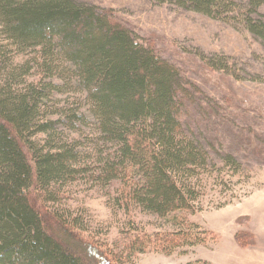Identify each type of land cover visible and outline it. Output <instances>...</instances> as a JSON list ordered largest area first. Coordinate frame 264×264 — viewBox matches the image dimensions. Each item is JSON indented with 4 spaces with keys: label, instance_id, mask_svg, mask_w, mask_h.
I'll list each match as a JSON object with an SVG mask.
<instances>
[{
    "label": "trees",
    "instance_id": "obj_1",
    "mask_svg": "<svg viewBox=\"0 0 264 264\" xmlns=\"http://www.w3.org/2000/svg\"><path fill=\"white\" fill-rule=\"evenodd\" d=\"M152 1L243 23L264 49V0ZM191 89L112 9L0 0V264H136L205 243L189 216L209 180L241 165L183 120ZM78 182L124 218L112 245L55 207ZM138 213L174 230L148 233Z\"/></svg>",
    "mask_w": 264,
    "mask_h": 264
},
{
    "label": "rangeland",
    "instance_id": "obj_2",
    "mask_svg": "<svg viewBox=\"0 0 264 264\" xmlns=\"http://www.w3.org/2000/svg\"><path fill=\"white\" fill-rule=\"evenodd\" d=\"M77 1L112 9L127 27L175 65L197 88L191 89L194 98L186 104L183 120L198 138L215 143L219 152L233 154L241 165L238 173L228 168L222 177L209 180L200 210L189 216L191 222L209 232L205 243L178 248L171 255L148 251L136 264H264L261 43L243 23L212 19L171 4L152 0ZM29 57L19 55L16 61ZM218 61L227 68L212 67ZM67 189L69 199L55 207L81 217L98 239L112 245L124 218L114 214L99 189L83 182ZM135 217L148 233L174 230L153 216L138 213Z\"/></svg>",
    "mask_w": 264,
    "mask_h": 264
}]
</instances>
